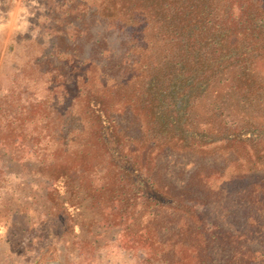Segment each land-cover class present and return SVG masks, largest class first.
<instances>
[{
    "label": "trees",
    "instance_id": "trees-1",
    "mask_svg": "<svg viewBox=\"0 0 264 264\" xmlns=\"http://www.w3.org/2000/svg\"><path fill=\"white\" fill-rule=\"evenodd\" d=\"M90 16L119 24L129 43L106 63L107 37L78 58L98 73L90 107L76 113L82 139L73 152L74 179L108 170L158 213L169 208L180 217L185 245L234 249L228 254L238 264H264V0H100ZM126 112L135 119V134L123 123ZM146 149L150 162L167 151L195 156L176 176L188 167L194 171L187 180L164 184L158 167L140 166ZM92 153L100 156L95 169ZM229 167L236 172L223 181ZM250 179L247 201L258 207L241 216L244 229L221 233L219 225L206 224L204 208H223L228 185Z\"/></svg>",
    "mask_w": 264,
    "mask_h": 264
},
{
    "label": "rangeland",
    "instance_id": "rangeland-1",
    "mask_svg": "<svg viewBox=\"0 0 264 264\" xmlns=\"http://www.w3.org/2000/svg\"><path fill=\"white\" fill-rule=\"evenodd\" d=\"M96 5L100 0H0V264H238L228 254L234 249L211 251L199 239L197 251L185 245L180 217L169 208L158 213L108 170L74 179L73 152L82 139L76 113L90 107L98 73L78 58L107 37L106 63L129 43L119 24L90 16ZM132 91L119 94L126 98ZM82 116L86 123L89 115ZM122 119L135 134L132 114ZM149 154L141 151L140 166L158 167L164 184L189 179L191 167L182 177L176 173L197 160L167 151L150 162ZM99 157L89 156L93 169ZM228 157L222 158L226 166ZM234 172L229 167L223 181ZM252 184H229L223 208H204L205 223L219 225L221 233L244 229L241 216L258 207L247 201Z\"/></svg>",
    "mask_w": 264,
    "mask_h": 264
}]
</instances>
